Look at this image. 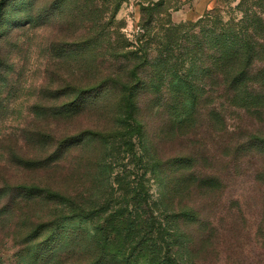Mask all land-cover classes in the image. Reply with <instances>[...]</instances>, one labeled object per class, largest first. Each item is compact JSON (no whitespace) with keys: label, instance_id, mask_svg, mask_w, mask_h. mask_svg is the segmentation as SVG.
I'll return each instance as SVG.
<instances>
[{"label":"trees","instance_id":"obj_1","mask_svg":"<svg viewBox=\"0 0 264 264\" xmlns=\"http://www.w3.org/2000/svg\"><path fill=\"white\" fill-rule=\"evenodd\" d=\"M123 1L104 0L105 4H111L106 24L100 22L101 10L95 6L92 27L95 60L98 49L107 50L108 57L116 62L113 72L95 87L76 89L75 98L60 108L35 111L38 117L52 114L68 118L82 112L90 104L89 98L114 97V129L86 130L64 137L50 157H18L25 166L46 167L71 146L85 144L91 152L97 141L102 151L96 158L94 153L88 159L93 192L81 199L50 185H18L19 195L13 199L16 203L50 205L54 215L34 224L26 233L18 264H64L67 257L75 256L84 258V264H197L193 258L194 237L186 227L200 222V215L194 207L180 201L177 210L172 204L176 194L210 191L222 186V181L216 171H198L193 153L174 157L168 164L174 166L175 174L169 173L165 162L153 151L140 117L141 95L146 91L154 93L165 112V127L185 137L194 135L201 121L208 122L213 132L228 131L227 112L231 109L264 118V7L256 11L249 4L252 0H241L235 6L242 11L239 19L225 20L214 9L196 20L176 23L170 19L157 26V4L151 5L152 11L150 5H143V15L148 12L149 18L142 19L130 41L121 33H106L113 22L118 23L115 17ZM257 2L264 6V0ZM9 3L10 0H0V24ZM31 3L27 0L23 4L28 10ZM84 44L83 48L88 49V41ZM119 61L128 65H118ZM97 67L100 68V63L95 61L98 71ZM230 126L240 128L239 123ZM36 140L52 142L54 137L44 133ZM230 140L225 145L230 150L244 156L253 150L264 158L262 134H250L242 141L237 137ZM124 148L132 150L137 161L144 162V174H153L151 178L159 189L155 197L141 176L129 185L124 170H116ZM253 173L257 182L264 181L263 166L256 167ZM104 189H112L113 194L118 191V197L123 195L125 199L124 204L116 208L110 206L111 197L95 199L96 191ZM9 192L8 188H1L0 196ZM2 212H10V208L4 206Z\"/></svg>","mask_w":264,"mask_h":264},{"label":"rangeland","instance_id":"obj_2","mask_svg":"<svg viewBox=\"0 0 264 264\" xmlns=\"http://www.w3.org/2000/svg\"><path fill=\"white\" fill-rule=\"evenodd\" d=\"M24 1L27 0H10L0 24V189L10 191L0 196V264H18V254L29 229L54 217L50 205L16 203L13 199L19 195L17 186L23 183L50 185L83 199L93 192L88 159L94 153L96 158L102 147L95 141V149L90 152L85 144L73 145L46 167L25 166L20 164L18 157H50L64 137L86 130L114 129V97L89 98L90 104L82 112L68 118L35 114L36 109L60 108L75 98L76 89L95 87L113 72L116 62L108 57L107 50L98 49L95 60V31L92 28L95 6L101 10L100 22L106 24L111 4H105L104 0H31L27 10ZM240 1L124 0L115 17L118 23L113 22L106 33L118 32L132 41L142 19L149 18L148 12L143 15V5H150L152 11L151 5L157 4L155 24L162 26L170 19L176 23L196 20L214 9L220 11L225 20L239 19L242 11L235 6ZM252 2L249 4L256 11L264 7L257 0ZM85 41L89 43L88 49L83 48ZM95 61L100 63L98 71ZM121 64L128 65L125 61ZM142 77L148 79L149 76L142 73ZM141 103L140 117L146 125L152 149L165 162L172 176L174 166L168 162L177 155L193 153L198 171H216L222 181V186L217 189L193 190L190 195L176 194L174 198V210L180 201L182 205L194 207L200 215V222L186 227L194 237L195 262L264 264V181L257 182L253 173L256 167H264V158L253 150L244 156L242 152L225 147L232 142L231 137L242 141L250 134L264 136V118L231 109L227 112L228 131L213 132L208 122L201 121L195 134L185 137L169 132L165 127V112L154 93L143 92ZM234 111L240 114L237 116ZM237 123L240 128L230 126ZM44 133L51 134L54 140L45 143L36 140ZM119 156L116 170H124L126 182L133 185V181L141 176L155 197L158 183L151 178L150 172L144 174V162L137 161L134 152L128 148H124ZM111 191H96L95 199L111 197L110 206L116 208L124 204L123 195L118 197V191L115 194ZM4 206H8L10 212L3 213ZM76 257H67L64 264L86 262L84 258Z\"/></svg>","mask_w":264,"mask_h":264}]
</instances>
